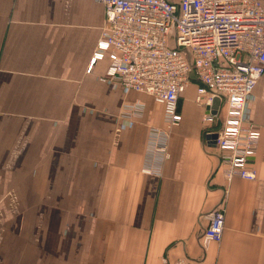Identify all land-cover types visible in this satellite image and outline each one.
<instances>
[{
	"label": "crops",
	"instance_id": "obj_1",
	"mask_svg": "<svg viewBox=\"0 0 264 264\" xmlns=\"http://www.w3.org/2000/svg\"><path fill=\"white\" fill-rule=\"evenodd\" d=\"M104 25L95 0H0V264H264V75L244 113L261 131L255 181L226 183L196 83L161 175H148L163 108L105 81L107 55L88 71ZM126 103L144 109L122 119ZM226 190L223 238L205 253Z\"/></svg>",
	"mask_w": 264,
	"mask_h": 264
},
{
	"label": "built area",
	"instance_id": "obj_2",
	"mask_svg": "<svg viewBox=\"0 0 264 264\" xmlns=\"http://www.w3.org/2000/svg\"><path fill=\"white\" fill-rule=\"evenodd\" d=\"M104 6L105 25L93 64L107 55L103 79L146 94L163 108L165 127L149 129L143 172L161 175L169 159L171 129L182 120L181 94L197 84L196 103L205 109L208 142L216 134L219 169L227 184L255 181L253 160L261 131L245 121L247 98L264 75V3L259 0H95ZM174 31V34H173ZM174 42V46H172ZM220 100L215 115L214 100ZM120 117L134 120L144 107L126 103ZM227 190L206 214L200 238L206 253L222 241ZM166 261V260H164ZM174 264L194 263L180 259Z\"/></svg>",
	"mask_w": 264,
	"mask_h": 264
},
{
	"label": "water",
	"instance_id": "obj_3",
	"mask_svg": "<svg viewBox=\"0 0 264 264\" xmlns=\"http://www.w3.org/2000/svg\"><path fill=\"white\" fill-rule=\"evenodd\" d=\"M173 34H174V31H173ZM172 46H174V42H172ZM219 107H220V100H219L218 98H216V99L214 100V103H213V106H212L211 113H212L213 115H215V114L217 113ZM216 138H217V135L214 134V135L211 137L210 145H212V146H214V147L216 146V141H215Z\"/></svg>",
	"mask_w": 264,
	"mask_h": 264
},
{
	"label": "rangeland",
	"instance_id": "obj_4",
	"mask_svg": "<svg viewBox=\"0 0 264 264\" xmlns=\"http://www.w3.org/2000/svg\"><path fill=\"white\" fill-rule=\"evenodd\" d=\"M16 166H19V165H16ZM19 168H20V166H19ZM57 202H65L64 200L63 201H59V200H57ZM66 202H68V201H66Z\"/></svg>",
	"mask_w": 264,
	"mask_h": 264
},
{
	"label": "bare ground",
	"instance_id": "obj_5",
	"mask_svg": "<svg viewBox=\"0 0 264 264\" xmlns=\"http://www.w3.org/2000/svg\"><path fill=\"white\" fill-rule=\"evenodd\" d=\"M104 57H105V56H104ZM104 57H103V58H104ZM103 58H102V59H103Z\"/></svg>",
	"mask_w": 264,
	"mask_h": 264
}]
</instances>
